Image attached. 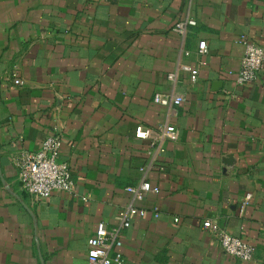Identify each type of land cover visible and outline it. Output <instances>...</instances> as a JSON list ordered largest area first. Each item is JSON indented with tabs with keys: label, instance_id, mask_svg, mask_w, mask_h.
Instances as JSON below:
<instances>
[{
	"label": "crops",
	"instance_id": "0c3cea01",
	"mask_svg": "<svg viewBox=\"0 0 264 264\" xmlns=\"http://www.w3.org/2000/svg\"><path fill=\"white\" fill-rule=\"evenodd\" d=\"M240 35L264 49V0H0V264H86L100 221L124 264H264V66L235 83ZM51 134L74 189L37 200L15 160ZM144 181L159 192L125 190ZM129 206L146 214L124 226ZM218 228L253 259L227 255Z\"/></svg>",
	"mask_w": 264,
	"mask_h": 264
},
{
	"label": "built area",
	"instance_id": "2783aa9c",
	"mask_svg": "<svg viewBox=\"0 0 264 264\" xmlns=\"http://www.w3.org/2000/svg\"><path fill=\"white\" fill-rule=\"evenodd\" d=\"M183 34L185 23H178L174 29ZM239 44L242 47V55L239 69L235 76V83L239 86L247 85L258 79V75L264 66V49L260 45L252 42L246 35H240ZM206 51L205 42H199L198 53L204 54ZM197 70L189 68V80L194 83L197 79ZM167 79L174 80L175 74H167ZM14 83L21 85L22 81L15 78ZM153 101L162 106L179 105L184 101L183 95L156 93ZM135 137L145 139L152 137L154 142L162 141L164 138H175L176 129L173 125H159L155 134L151 129L138 124L135 127ZM60 136H46L38 150L30 153H23L15 160L17 170V180L19 187L35 199H47L54 192L70 193L74 189V181L71 171L66 163L59 160ZM137 200H142L147 194H157L159 187L144 181L137 186L126 187ZM250 194L246 195V199ZM84 199V198H83ZM138 214L144 216L146 212L129 206L125 212L120 213V218L124 226H128V216ZM158 217L156 211L153 212ZM178 221V218H174ZM203 226L212 229L210 221H204ZM216 238L222 250L234 259L249 261L253 259V247L224 229H216ZM118 232L108 230L105 223H97L95 231L87 238L86 264H124V259L119 253H115L114 247L120 244Z\"/></svg>",
	"mask_w": 264,
	"mask_h": 264
}]
</instances>
